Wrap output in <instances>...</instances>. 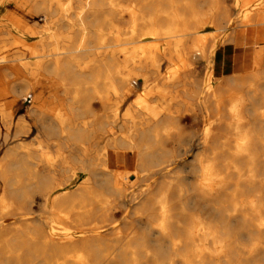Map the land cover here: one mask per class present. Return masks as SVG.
<instances>
[{"label":"bare ground","instance_id":"6f19581e","mask_svg":"<svg viewBox=\"0 0 264 264\" xmlns=\"http://www.w3.org/2000/svg\"><path fill=\"white\" fill-rule=\"evenodd\" d=\"M31 1L34 2V9L42 15L43 26L41 31L36 32L29 27H23L19 22L17 25L23 32L22 36L29 40L55 23L53 19L56 14H64L67 10L62 5V0ZM135 1L136 4L129 5L128 9L111 14L112 18L117 16L126 21L129 27V32L124 37L121 35L113 38V45H107L104 40L92 36H84L78 31L75 39L69 36L61 38V45L57 44L49 53L40 56L41 60L38 62H31L34 48L26 47L20 39H12L13 47L10 51L26 58L19 56L12 63L0 62V150L14 125L12 108L16 103L15 95L28 92L35 93V105L30 111L43 134L47 138H61L59 148L78 149V155L73 160L64 157L60 151L54 159L51 156L45 158V154L38 157L26 154L18 158L13 155L18 151L16 148H11L8 156L0 157V264H150V261L160 264L168 253L177 258L171 260L173 264L176 261L180 264H213L216 253L224 247L223 238L229 235L231 218L246 223L251 220V216L264 215V197L256 187L261 175L260 162L258 164L257 161L264 158L257 153V144L260 141L256 139L258 130L264 134V110L259 113L257 107L264 105V0H234V5L230 8L225 0ZM105 4L113 5L114 1H93L95 6ZM9 5L10 0H0V10ZM233 10L238 12L235 16ZM72 14L76 15V12ZM5 18L9 20V24L12 15ZM112 18L107 19V23L109 29L114 31L117 28ZM99 21L98 17H81L79 25H95ZM231 28L235 31L228 41L234 45V54H221V51L218 54V38ZM200 30H213L212 33L215 34L206 38L198 37ZM147 39L164 41L165 48L159 44L140 45L134 47V50H140L136 51L137 55H134L135 51L130 53L129 46ZM210 41L212 42L209 43ZM0 53L2 59L8 56L6 45L0 47ZM116 53L126 59L132 55L131 66L126 65L118 70L115 63ZM162 55L170 59L178 58L181 62L168 77L172 80H163L162 85L157 86V89H162L161 86L181 88L180 93L165 92V89L159 92L160 101H166L168 105L175 102L187 109L191 107L194 97L188 87L194 75H197L194 63L197 57L205 61L217 56L218 60L221 57L219 61H222L223 68H231L232 71L226 76V81L220 82L216 87L218 91H213L209 98L213 99L215 111L218 113L222 106L217 96L225 94L227 106L224 111L226 115L223 117L227 116L232 120L225 125L234 127L240 136L235 141L234 156L246 159L244 165L248 166V170L245 176L234 162H218L219 155L229 153V149L225 145L222 148L216 146L220 139H216L214 131L211 130L208 135L213 140L208 152L191 165L198 181L192 183V188L190 186L191 203H187L191 205L196 200L199 201L210 211H206L209 214L207 218L204 214H199L201 217L193 214L191 216L194 211L187 213L185 204H171L168 195L169 182L163 181L154 188L155 193H162L158 198L155 195L148 199L141 198L139 194L142 189L138 193L141 184L146 187L142 192L149 191V184L152 183L153 176L157 175L153 169L163 165L158 154L162 149L155 150L151 144L158 142L159 136H169L171 127L177 126L179 118L171 112L169 106L164 111H157L148 103V95L136 98L131 107L135 115L131 116V120L126 119L132 124L127 122L121 125L122 128L130 129V134L110 143L109 147L115 150L130 147L131 138L139 139L141 146H137L138 153L132 157V164L135 166L132 175L117 168L115 160H120L121 157L108 153L109 159L104 163L96 160L87 162L86 152L79 148L84 139L92 138L98 132H109L116 127L115 122H111V117L103 113V103L99 97H81L79 91H69L66 97L67 109L46 108L44 89L53 84L52 77L56 78L55 85L57 79H61L71 88L97 83L98 79L107 77L106 82L91 87L90 90H94V93L97 89L105 90L109 101L112 96L121 104L127 100L131 91L133 73L138 76L137 72H141V76L150 82L157 72V58ZM221 63L214 64L219 66ZM216 68L215 74L220 81L224 77L220 68ZM196 86L198 88V84ZM94 101H98V106L92 111L90 105ZM88 111L94 117L91 123L82 121ZM243 112L251 118L257 116L256 120L252 123L245 122ZM129 117L128 113L126 118ZM25 126L26 119L17 123L15 139L24 132ZM119 165L123 167L122 163ZM229 166L233 168V174L238 181L231 182L235 190L226 194V180L230 177V171H224L223 168ZM37 167L42 170L38 171ZM71 167H78L81 171L89 168L86 185L83 184L88 176L83 184L80 183L83 188L79 187L77 193L56 195L77 175L76 171L70 170ZM101 167L105 169L102 170ZM130 177L134 180H130ZM241 184L253 194L243 191ZM175 187L177 193L181 194L182 188L177 183ZM219 193L229 196L230 208L218 196ZM36 194L40 195V201L36 199ZM138 199L141 200L140 205L136 203ZM32 205L50 213L51 218H46L43 225L36 222L34 226L25 224L29 221ZM118 205L121 208H136L139 205L138 212L148 219L142 220L141 216L138 221L150 229V234L127 237L118 235L116 242L105 240L108 234L104 231L111 229L116 215L114 211ZM230 209L234 214H231ZM18 222L24 224L19 225ZM125 238L127 239L123 242ZM153 247L155 252H152ZM116 251L119 254L117 252L114 255ZM24 255L32 260L24 261Z\"/></svg>","mask_w":264,"mask_h":264},{"label":"rangeland","instance_id":"374dc122","mask_svg":"<svg viewBox=\"0 0 264 264\" xmlns=\"http://www.w3.org/2000/svg\"><path fill=\"white\" fill-rule=\"evenodd\" d=\"M36 1L40 2V0ZM93 1L94 0H62V5L66 6L67 9L64 14H56L53 19V21H56L55 23H53L47 30H44V32H42L34 39L29 40L22 36L23 32L20 29V26L17 24L20 22L23 27H29L36 32L41 31L43 26L42 15L38 13L36 9H34V2H32L31 0H10L9 7L0 10V19H3V21L0 20L1 22H3L2 24H0V47L6 45V50L9 51L8 56L5 59L1 58L3 56L0 53V62H11L14 58H17L19 56H21L22 58H26L22 54H14L13 51H10V48L13 47L12 39H20L26 47L34 48L33 56H29L31 62H38L39 60H41L40 56L44 55L49 50H52L53 48L57 47V44L61 45V38L69 36L72 37V39H75L78 36V31H81L82 35L84 36H92L100 40H104L107 45H113V38L121 35L122 37H124V35L127 34L126 32H129V27L126 24V21L124 22L120 20L117 16H114V18H112L111 14L115 12L117 13L119 10L128 9V6L136 4V1L113 0V5L105 4L103 6H95L93 5ZM225 1L227 2V7L229 8L234 5V0ZM72 12H76V15H73ZM237 13L238 12L236 10H233V16H235ZM8 15H12V19H14H10L11 22L9 24H7L9 20L5 18ZM125 15L127 16V12L125 13ZM81 17H90L91 19L98 17L100 21L95 25H90L87 23V25L81 26L79 25V19H81ZM110 18H112V22L117 28L114 31L109 29V24L107 23V19ZM208 31L206 32L200 30L197 36L206 38L211 37L215 34L212 33L213 30ZM234 31V28L228 29L224 34H222L218 38L219 45L216 48V52H218V54L219 51H221V54H223V52L224 54L226 53V55L228 53L234 54V45L232 42L228 41ZM211 42L212 41H210L209 43ZM164 43V41L147 39L142 43L137 42V44L129 46V48H131L130 53H133L134 51L136 53L137 50L140 51L139 49L134 50V47L140 45L150 46L152 44L151 46H155L159 44V46L165 48L163 47ZM116 54L117 55L115 63L118 70L126 65L131 66L132 55L130 56V58L126 59L124 57L122 58V56L118 55V53ZM134 55H137V53ZM217 58L218 56L215 58H211V60L209 61H205L202 60L201 57H197V59L194 61L196 65L195 74L197 72V75H194L192 83L189 86L190 88L188 87V90L192 92V95L194 97V100H192L191 102L193 104H191L192 108L190 107L189 109L175 102H172V104L168 105V102L165 101L162 103L160 101L159 92H163V89L166 90L165 92L179 91L178 93H180L181 91V88H179V90L177 86H169L165 88L161 86L162 89H157L158 85H162L161 83L163 80H172L168 77L172 75V73L179 67V65H181V62L178 58L170 59L165 55L159 56L157 58V72L153 75L150 82H147L146 79L141 76V72H137L138 76L137 74L135 75V73H133V83L131 86V91L127 95V100L121 104L118 103L116 101V98L112 96L110 97L111 99L109 101V96L107 95L105 90L97 89L98 92L96 91V93H94V90H90L91 87L94 88L98 84L106 82L107 77L98 79L97 83H89L87 84V86H81L78 88H71L70 86L66 85L61 79H57V85H55L54 80H56V78L52 77L53 79H51L53 84H51L49 88L44 89V100L46 101V108H49L51 110L52 108L67 109L68 103L66 97L67 92L69 91H79L81 97H99L103 103V113L111 117V122L114 121L116 127L109 132H98L92 138L84 139L79 144V148L84 149V151L86 152L85 160L87 162L96 160L98 162L104 163L109 159L107 158L108 153L112 156L121 157L120 160H115L118 165L117 168H122L125 170V172H129L128 175H132L135 171V166L132 164V157L136 156L138 153L137 146H141V143H139L138 141L139 139L136 137L131 138L130 140L132 141V145L130 147L121 149L117 148L115 150L109 147L110 143L119 138L127 137L130 134V129L122 128L121 125L127 122L129 124H132L130 123L131 121H126V119L131 120V116L135 115V111L131 109V107H133L136 98L148 95V103L152 106V108H155L157 111H164V108L169 106V108L172 109L171 112L179 118L177 121V126L175 128L171 127L172 132L169 136H159L158 142H156L155 144H151L155 148V150L158 148L162 149L158 152V154L161 157V161H163V165L153 169L157 173V175L153 176L152 183L149 184V191L147 193L142 192L145 190L144 188L146 187L141 184L138 193L142 189V193L140 192L139 194L141 198L148 199L149 197H154V195L158 198V196H160L159 194L162 193H155L154 188L157 187V185H159L163 181L169 182L168 185L170 187V190L168 191V195H170L171 204H185V206H187L186 212L190 211L189 213H191L192 211H194L190 214L191 216L192 214L196 216H198L199 214H204V217L207 218L209 215L208 213H210V211L208 210V212L207 208L204 207L199 201L196 200L193 204H188L191 203L189 199L192 196V191L190 190L192 188V183L198 181V176L195 174V170L191 168V165H193L194 161L198 157L208 152V149L212 144L211 140H213L212 137L208 135V133L212 130L214 131V137L216 139H220V142L216 144L217 147L222 148V146L225 145V147L229 149V153L224 152V155H219L218 162H234L237 167L241 168V171L244 173L245 176L248 170V166L245 167L244 165L246 159L234 156V153L236 152L235 141L240 136L237 135L234 127H226L225 125L232 122V120H230V118H228L227 116L225 118L223 117V115H226L224 111L227 106L225 94L222 93L217 96V100H220L222 106L218 113L215 111L216 109L213 103V99L209 98L213 91H218L216 87L219 85V83L225 82L226 76H229V74L232 73L231 68H223V65L221 63L222 61H219L221 60V57L218 60ZM214 63L221 64L218 66ZM214 65L217 66V68ZM215 68H220L219 70L221 71L222 76L224 77L220 81L217 77V74H215ZM3 73L7 75V72L4 71ZM154 76L155 79H153ZM197 84L199 89L196 86ZM217 94H219V92ZM15 97L16 103L12 108V112L14 115V125L10 128L8 136L5 137L6 143L0 150V157L8 156L10 149L16 148L18 151L16 153H13V155L18 156V158H22L26 154H30L33 157H38L40 156V154H45V158H49L51 156V158L54 159L55 157H57V153L60 151V153L63 154L64 157H68L71 158L70 160H73V158L78 155V149H65L63 147L59 148L61 138H47L40 129L39 123L34 117L31 116L32 111H30V109L32 110L35 105V93L28 92V94L15 95ZM97 102L95 103L94 101V103L90 105L92 111L97 108ZM257 107L259 113L264 110V105H259ZM128 113L130 114V117L126 118ZM243 117L246 118L245 122L248 121L252 123L254 120H256L257 116L255 118H251L243 112ZM22 119H26V126L23 130L24 132L18 138L15 139L14 134L16 132V125ZM93 120V114L89 111L86 112V115L82 119V121L86 123H91ZM256 139L260 141L257 144V153L258 155L264 157V134L260 130L256 132ZM102 155H105V157H102ZM263 159L264 158H261L260 161H257L258 164L260 162L259 165L261 169V175L257 180V182L259 181V183L256 184V187L258 188L260 195L264 197ZM120 163H122L123 167L119 165ZM37 169L38 171L42 170L39 167H37ZM100 169L103 170L105 168L101 167ZM223 169H225L224 171H230V177L226 180L228 182L226 194H229L235 190V186L231 185V182L236 183L238 181V178L234 176L232 167L229 166ZM70 170L76 171L77 175L62 190L58 191L56 195H58L59 193L60 196H62L61 193H63V195L77 193V190L83 188V185H86L85 183H87L89 179V168H84V170L81 171L78 167H71ZM85 179L86 182H84ZM130 180H134V178L130 177ZM181 181L183 182L182 184ZM80 183L83 185H81ZM176 183L182 188L181 194L177 193L178 191L175 187ZM240 187L243 191H246V193L248 191L249 193L250 189L248 190V188L243 186V184H241ZM74 189L76 190L74 191ZM250 193L252 192L250 191ZM218 196L221 197L223 202L226 201L227 206L230 208L231 200L229 196L225 194L220 195V193ZM36 199L40 201V195L36 194ZM140 201L141 200L138 199L137 202H135L139 203L140 205ZM139 205L136 206V208L138 207L137 210L135 206H130L129 208H121L119 205V207L117 206V209L114 211L117 216L115 215V218L113 219V224L110 227L112 230L109 229L108 231H104L106 234H108V238H106L105 240L108 241V239H111L116 242V238L118 235L127 237L129 235L132 236L134 234H150V229L146 228L144 226V223H140V221H138L142 216L138 212V210H140ZM192 205H194V207ZM31 209L32 212L28 216L29 221L25 224H30L31 226H34V223L36 222L39 225H43L45 223L44 221L46 218H51L50 213L43 212L34 205L31 206ZM201 211H207L208 213H202ZM231 214H234L233 210H231ZM199 216L201 217V215ZM263 217V214H261V216H251V220L246 223L242 222L240 219L231 218V220H229L228 226L229 235L227 236V238H223L222 245L224 247L216 253V259H214L213 264H264V226H262V221L264 219ZM141 218L142 220L148 219L144 216H142ZM18 224L20 225L24 223L18 222ZM248 232L250 233V235ZM126 239L127 238L123 239V242ZM155 250L156 249L153 247L152 252H155ZM118 251L114 252V255H117L116 253ZM174 257H172L170 253H168L162 259V262L160 264H173V261L171 262V260ZM23 258L24 261L26 259L32 260L27 255H24ZM174 260H177V258L175 257ZM176 262L177 263L175 264H180V262ZM22 264L25 263L23 262ZM150 264L156 263L150 261Z\"/></svg>","mask_w":264,"mask_h":264}]
</instances>
